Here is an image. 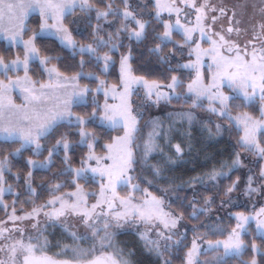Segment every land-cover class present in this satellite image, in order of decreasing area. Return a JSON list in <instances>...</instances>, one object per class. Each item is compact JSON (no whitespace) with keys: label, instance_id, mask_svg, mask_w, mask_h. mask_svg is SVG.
I'll list each match as a JSON object with an SVG mask.
<instances>
[{"label":"snow or ice","instance_id":"obj_1","mask_svg":"<svg viewBox=\"0 0 264 264\" xmlns=\"http://www.w3.org/2000/svg\"><path fill=\"white\" fill-rule=\"evenodd\" d=\"M251 7L258 9L259 19L254 18L246 27L236 19L234 11L231 17L228 16L225 4H212L209 0H155L154 4L151 0H143L142 3L136 0L135 7L133 0H119V3L115 0H0V39L7 41L10 48L18 49L14 58L0 54V138L10 144H18L11 151H0V204H3L5 192L12 190L9 178L21 179L19 171L12 172V158L26 150H30L32 156L43 157L26 159L28 170L23 180L30 195L36 194L33 170H50L61 151L64 169L59 175L74 174L76 187L74 192L56 195L61 185L52 186L50 199L40 205L32 201L34 206L30 211L21 209L23 215L16 214V201H13L11 214L7 220L0 221V254L4 257L0 258V264H135L134 251L120 247L116 242L115 230L127 225L136 226L137 231L140 225L144 226L139 238L144 250L156 257V264H173V250L179 252L182 249L186 251L179 257L180 264H229V257L238 258L239 264H264V207L254 215L242 211L229 212V220L234 219L236 223L227 228L222 224L223 217H217L214 225H193L189 246L187 226L183 232L179 230L185 213L165 211L166 207L170 208L164 199L169 188L160 189L162 196L141 188V183L151 187L161 178L160 164H149V157L157 149L161 155L164 152L156 143L158 133L154 130L149 133L141 153L137 134L142 113L132 99L136 88L142 87L146 97L149 100L155 97L156 103L162 99L171 102L173 98H183L185 102L190 100L191 108H199L216 117L214 123H204L209 137L224 133L231 136L235 129L237 134L230 162H221L219 169L214 166L205 176L211 182L229 179L230 172L237 167H245L244 158L251 156L259 167L257 173L247 176L244 194L249 197L257 193L264 195V164L259 163L264 161V0ZM77 12L82 16H77ZM164 12L168 13L167 19L162 18ZM33 14L38 15L36 27L29 23ZM192 15L195 16L194 22L189 19ZM221 17L227 18L229 26L226 29L221 26L217 30L215 26ZM82 19H86L87 27L91 28L87 42L77 41L73 35L72 25H78ZM153 20L158 27L152 26ZM112 28L115 30H107ZM177 35L180 39H175ZM43 37L57 40L62 48L71 51L73 58L79 55L78 70L70 76L60 71L52 63L54 57L41 47ZM149 40L153 45L148 48L149 53L155 55L161 66L167 65L164 69L169 73L167 84L136 75L130 62L132 42L141 44ZM201 41L208 47H203ZM122 48L127 51L121 52ZM185 51L187 60L182 63L177 57L183 59ZM117 53L119 83L109 84L102 76L115 65ZM173 61L176 62L175 67ZM37 63L41 73L47 74L46 81L33 79L30 74ZM86 66L95 67L98 73L85 72ZM181 70H188L189 77L183 93L177 91L184 88ZM82 78L93 80L95 89L87 84L81 85ZM162 88L169 91L164 92ZM15 89L21 91L25 103H13L11 93ZM101 91L103 104L98 99ZM89 96L91 113L75 111L81 105L89 106ZM257 101L259 116L240 110L252 107ZM185 115L191 125L195 117L191 113ZM97 119L111 130L122 131L121 135L111 137L110 142L104 145L103 155L96 154L94 143L97 135L88 127ZM64 125L77 131H61ZM73 135L80 137L76 142L78 145L86 144L88 149L78 168L72 167L69 155L76 146L71 138ZM182 151L181 145L176 144L175 152L181 154ZM167 159L171 160V157ZM138 166L141 175L134 177ZM145 169L148 170L146 174ZM89 171L93 179L98 175L102 181L99 198L90 208L87 194L78 183L81 179L87 180ZM134 179L140 182L133 183ZM203 182L204 177H196L171 190L177 193V199H181L178 193L184 189L185 183L194 187L196 183ZM118 186L131 190L126 196H120ZM239 187L240 178L237 177L224 189L219 209L232 203L231 194ZM136 193L142 195L137 196ZM19 195L16 193L17 199ZM182 199L188 200L187 197ZM214 202L215 197H204L202 206L198 207L201 201L193 191L192 199L187 203V207L192 209L188 219L208 216L213 211L211 206ZM105 205L108 211L102 207ZM41 213L49 220H58L66 215L80 218L85 234L71 232L73 244L64 246L71 251V259L54 260L44 255L48 239L40 228ZM9 221L12 227L8 226ZM24 221L29 222L35 234L28 232L27 226H22ZM253 221V239L247 241L245 237L250 233ZM199 228L208 230L200 232ZM153 232L155 239L150 236ZM256 235L261 238L259 244L255 240ZM209 236L217 238L210 239ZM209 253L212 254L210 258L201 259ZM246 253L249 258L242 259Z\"/></svg>","mask_w":264,"mask_h":264},{"label":"trees","instance_id":"obj_2","mask_svg":"<svg viewBox=\"0 0 264 264\" xmlns=\"http://www.w3.org/2000/svg\"><path fill=\"white\" fill-rule=\"evenodd\" d=\"M119 3V0H116ZM79 14V12H77ZM70 19H74L71 17ZM31 27H36L38 24V15L33 14L29 20ZM87 20L84 19V30L79 31L76 25H72L74 31L73 35L80 42H87L90 37L91 28L87 27ZM92 23H95L93 19ZM152 26L158 27L156 21H152ZM109 31H114L115 29H107ZM162 30V29H160ZM151 31V29H150ZM128 41L125 40V44ZM41 47L46 51V54L52 55L54 57L52 63L56 64L60 71L66 74H73L74 71L78 70V63L80 56L77 55L73 58L71 51L61 47L59 42L52 37H43L40 40ZM150 40L141 44H137L135 41L132 42V59L131 63L136 74L147 76L151 79L160 80L162 82H168L167 77L169 73L164 69L167 65L161 66L157 62L155 55L149 53L148 48L152 47ZM169 48L171 45L168 46ZM167 50V49H166ZM18 49L16 47H11L9 44L0 39V54L5 55L8 58H14ZM121 52H126V48H122ZM87 59V56H85ZM116 63L111 66L107 74L102 76L107 82L118 83L119 82V53L116 54ZM177 59H180L178 56ZM181 60V59H180ZM175 61H173V67H175ZM85 72H97L93 66H86ZM184 75V71L181 70ZM33 79L44 80L46 79V74L41 73L39 64L33 65V72L30 73ZM179 74V73H177ZM182 75V77H183ZM80 83L83 85L87 84L90 88H95L96 83L88 78H82ZM100 103L102 102V93L98 94ZM174 104H170L171 108H166L165 112L161 115H157L151 119V123L156 126V133L158 135L155 137L156 143L160 148H163L164 155H161L159 149L153 152L149 157V164L159 163L162 168V176L156 182L162 184L171 190L176 185H181L184 182L190 181L196 177H204V182L207 181L205 174L209 172L215 166L219 169V165L223 161H229V157L233 151V144L235 143L234 130L231 136L228 133H224L222 136L209 137L207 131L204 130V123L207 122L203 119L199 113L198 109L191 108V101H187L185 106L178 105L181 102L179 100H174ZM259 102L249 108H244L245 110L251 111L254 114L259 113ZM91 96H89V106L85 107L83 105L75 108V111L81 114L87 112L91 113ZM187 113H191L195 119L189 124ZM149 123V127L151 125ZM89 130L94 131L97 135V140L95 141V149L98 153L105 152L104 145L110 142V138L122 133L120 129L111 130L106 125H102L98 120L94 123L88 125ZM61 131H70L75 133L77 130L72 127L69 128L64 125ZM72 140L76 146L70 151L69 155L72 161V167L78 168L81 166L80 161L82 157L87 153V145H78L76 142L79 141L80 137L78 135H73ZM180 144L182 148V153L177 154L175 152V145ZM18 144H10L4 140H0V151H11ZM47 153L45 152V156ZM43 159V157L32 156L30 150L23 151L22 155L12 158V172L17 171L21 174V179L16 181L14 178H9L8 183L12 184L11 192H8L4 196V200L9 205H13V201H16L15 207L18 211L21 209L28 210L33 206L32 201H35V205H39L51 197V187L57 183H62L61 188L56 194L65 192L67 190H72L75 188V183H73L74 174L59 175L64 169V165L61 164L63 159V151L60 152L59 156L55 160V166L51 169H34V183L33 187L36 189V194L30 195L24 186L23 175L27 172L26 159L28 157ZM167 157H171L168 160ZM238 168V167H237ZM236 168V169H237ZM236 169H233V173ZM227 171V169H225ZM82 182L88 191L97 190L98 183L96 181H85L84 179L79 180ZM78 181V182H79ZM198 189L197 192L203 191L202 183H196L194 185ZM186 188V189H185ZM191 188V187H190ZM189 186L185 183L184 189L179 191L183 192L185 197H189ZM193 188V187H192ZM16 193H20L17 199ZM187 193V194H186ZM27 201V202H26ZM178 202V201H177ZM7 214V209L2 207L0 204V220L4 218ZM250 233L245 237L247 241L253 239V234L255 226L251 225ZM71 231L69 228L62 224L51 223L46 227L43 232V236L47 237L48 244L45 248V252L53 255L58 259H71L72 253L70 250L65 249V245H72L73 240L71 237ZM256 242L259 244L261 238L256 235ZM116 242L118 246L123 247L127 250H133L135 255L133 257L135 264H156V257L154 255H149L143 248V242L140 240L139 235L131 230H124L116 235ZM249 254L246 253L242 259H248ZM229 264H239L238 258H228Z\"/></svg>","mask_w":264,"mask_h":264},{"label":"rangeland","instance_id":"obj_3","mask_svg":"<svg viewBox=\"0 0 264 264\" xmlns=\"http://www.w3.org/2000/svg\"><path fill=\"white\" fill-rule=\"evenodd\" d=\"M135 1L136 0H133V5H134ZM115 2H116V0H115ZM237 14H239V15L236 18L240 20V15H241L240 12L237 13ZM77 16H82V14L79 13V14H77ZM145 18H148V17H145ZM162 18L163 19H167L168 18V13L167 12L162 13ZM174 19H175V17L173 16V21H174ZM189 19L194 22L195 21V16L192 15L191 17H189ZM183 22L184 21H183V18H182V23ZM83 23H84V19H82L79 22V24L76 25L77 30H79L80 32L84 30V24ZM215 27H216L217 30H219L218 29V24ZM175 39H180V37L177 35L175 37ZM197 39H199V34H197ZM201 43H202L203 47H208V44L206 42L201 41ZM186 60H187V51H185L184 57H183V59H181V62L182 63L186 62ZM110 67H109V69H110ZM183 71H184V75L181 78L184 81V88L177 90V91H179L181 93L186 92V85L189 82V77H188V74H187L188 70H183ZM20 75H23V72H21ZM67 75L70 76L72 74H67ZM136 75L141 76L139 74H136ZM142 76H144V75H142ZM145 78L148 79V80H156V79H151V78H149L147 76H145ZM47 79H48V76L46 74V79H44V81H46ZM157 81H159L161 84H167L169 82V81L168 82H162L160 80H157ZM108 83L109 84H113L112 82H108ZM118 83H116V84H118ZM80 84L83 85L82 83H80ZM162 91L168 92L169 90L167 88H162ZM100 93H102V95H103L102 91ZM11 97H12L13 103H15L17 105L25 103L24 96H23V94L21 93V91L19 89L13 90V92L11 93ZM98 99H99V97H98ZM101 99H102L101 104H103L104 97H102ZM132 99L135 102L137 110L142 113V117L140 118L139 124H138L139 132L137 134L138 135L137 143L140 145V151L142 153L144 142L148 139L149 133L153 132L154 130L156 132V128H154V125L151 123V119L153 117H156L157 115L163 114L165 112L166 108H171L170 104H174L175 103L174 100H177V99L173 98L171 100V102H168L167 100H163L162 99L158 103H156L155 102V97H153L151 100H149L146 97L145 89H143L142 87H137L136 88V94L132 97ZM88 101H89V97H88ZM179 101L181 102V104L179 103L178 105H180V106H185L186 105V104H184L185 100L183 98L180 99ZM111 102H113V101L110 100V103ZM237 103H239V101H237ZM206 106H207V101H205V107ZM197 109L199 110V113H200V115L202 116L203 119H206L207 121H212L213 123L216 121V117L212 116L210 113H208L206 111H203V110H201L199 108H197ZM240 110L248 111V110H245V109H240ZM249 112H251V111H249ZM251 113H253V112H251ZM254 115H256V114H254ZM256 116H259V113ZM97 120L99 121V119H97ZM149 123H151L150 127H149ZM233 130H234V137H235L237 133H236L235 129H233ZM121 134H119V135H121ZM0 140H3V138H0ZM94 150H95L97 155H103L105 153V152H103L101 154L98 153L96 151V149H95V143H94ZM33 159H37V158L33 157ZM259 163L264 164V161H260ZM244 165H245V167H238L233 173L230 172V174H229L230 178L229 179H220L217 182H211L209 180L203 182L202 183V186H203V191L202 192H197L198 189L196 187L192 188L191 186H189V188L190 187L191 188L189 190L190 192H189L188 200L192 199L193 191H195L197 193V199L201 201V205H198V207L202 206L204 197H215V202L211 206L213 211L211 213H209L208 216L201 215L198 220H189L188 219V215L191 213L192 209L187 207L188 200H183L182 199L183 197H185V196H183V195H185L183 192L178 193V195L181 197V199H177L176 198L177 197V193L173 192L172 190H169L168 194L166 196H164L165 203L166 204H170V208L166 207L165 211H169V210L175 211V212L183 211L185 213V219H184V221H182V226L180 227L179 230L181 232H183L185 230L184 226H187V228H188L187 243L189 244V246H190V242H191V240L193 238V233L191 231V228H192L193 225L199 226L201 223L214 225L215 222H216V218L217 217H223L222 224H223L224 227L227 228L229 226H234L235 223H236V221L234 219L229 220V218H228L229 212L235 213V212H238V211H242V212H245V214L251 213V214L254 215L255 212L258 211L260 207H264V195H260L259 193H257V194H253L251 197H249V196L244 194L245 193L246 184H247V176L248 175H254L255 173H257L259 165H258L256 159L254 157H251V156H247V157L244 158ZM147 171L148 170L145 169V174L147 173ZM86 175H87V180H85V181H90V182L96 181L98 183V189L97 190L88 191L86 189L85 185L82 182H80V181L78 182L79 184H81L83 186L84 192L87 194V205L90 208L91 205L95 204L97 202V199L99 198L100 184L102 183V181H101V179L99 178L98 175L95 177V179H93L92 178V173L90 171L88 173H86ZM133 175H134V177H139L141 175V170H140L139 166L137 168V172L133 173ZM237 177L240 178V187L237 188L231 194L232 203L230 205H226L223 209H219L220 199L224 196V189L228 185H230L232 183V180H235ZM138 182H140L138 179H134L133 180V183H138ZM57 184L62 185V183H57ZM253 186L255 187L257 185L254 184ZM141 188L142 189L143 188H148V190L150 192H152L153 195L162 196L164 194L160 191V189L161 188H168V187H166V186H164L162 184H159L158 182H154V184L151 187L149 185L145 184V183H141ZM130 190L131 189L126 187V186H118L117 187V192H118V194L120 196H126ZM74 191H76V187L74 189H72V190H67L65 192H62V193H59V194H56V195H63V194L71 193V192H74ZM6 193H8V192L6 191L5 194ZM136 195L139 196V195H142V193H136ZM49 199L50 198H48L47 200H49ZM47 200L44 201L41 204L46 203ZM117 204H118V201H117ZM1 205L5 209H7V214L0 221L7 220V216L10 215L11 212H12L13 205H12V203H11V205L6 203V201L4 200V197H3V204H1ZM33 206H31L30 208H28V210H25V211H30ZM56 207L58 208L59 204H57ZM102 207H104L105 211H108L106 205L102 206ZM217 209H219V210L217 211ZM45 210H49V209H45ZM97 211H99V209H97ZM16 214L17 215H23L24 211H18L17 210ZM209 217H211V218H209ZM39 220H40V228L42 230V233L45 231L46 227H48V225H50L51 223L62 224L64 226H66L67 228H69L71 231L76 232L77 235L85 234V232H86V229H85L84 225L81 223L80 218L78 216L66 215L64 217H61L58 220H56V219L49 220L48 218L43 216V213H41V215L39 217ZM17 223L20 224L21 222H17ZM251 225L255 226V222L254 221L251 222L250 227H251ZM8 226L12 227V222L11 221L8 222ZM22 226H27V231L30 232V233L35 234L33 232V230L31 229L28 221H24L22 223ZM101 226H102V220H101ZM124 230H131V231L136 232L139 235L140 233L144 232L145 229H144L143 225H140L139 231H137L136 226L127 225L124 228L115 230L116 231V235L119 232L124 231ZM207 230L208 229H206V228H199L200 232H205ZM150 236H151V238L155 239V233L154 232L150 233ZM209 238L210 239H216L217 237L209 236ZM175 239H176V237H173V240H175ZM184 251H186V249H182L179 252H177L176 250H173V257H174L173 258V264H180L179 257L183 255ZM44 255H47V256H49L51 258L52 257L54 258L53 255H51V254H49L48 252H45V251H44ZM211 255L212 254L209 253L207 256H201V259L203 260V259H206V258H210ZM0 258H4L3 254H0ZM60 260H63V259H60Z\"/></svg>","mask_w":264,"mask_h":264},{"label":"flooded vegetation","instance_id":"obj_4","mask_svg":"<svg viewBox=\"0 0 264 264\" xmlns=\"http://www.w3.org/2000/svg\"><path fill=\"white\" fill-rule=\"evenodd\" d=\"M139 2H143V0H139ZM152 4L155 3V0H151ZM210 3L212 4H217V3H223L226 5L227 7V11H228V16L231 17L232 16V12L234 11L236 13V17H238L240 12V20L243 22V26H250L251 21L255 18L257 21L259 19V11L258 9H253L251 7L252 4H256L259 5L260 0H209ZM135 3L134 2V7H135ZM248 7H245V6ZM151 10V5H150V9ZM217 15H219V13H216ZM237 19V18H236ZM223 26L225 29L229 26L228 24V20L225 17H221L220 22L218 23V29ZM233 36L235 38V33H233ZM244 40V35L243 33H241V42H243Z\"/></svg>","mask_w":264,"mask_h":264},{"label":"water","instance_id":"obj_5","mask_svg":"<svg viewBox=\"0 0 264 264\" xmlns=\"http://www.w3.org/2000/svg\"><path fill=\"white\" fill-rule=\"evenodd\" d=\"M53 258V257H52ZM54 260H60V259H56V258H53Z\"/></svg>","mask_w":264,"mask_h":264}]
</instances>
